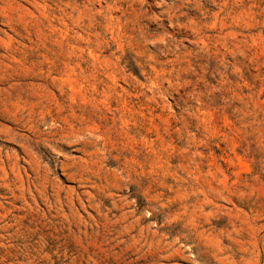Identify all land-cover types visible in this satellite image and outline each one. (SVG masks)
Segmentation results:
<instances>
[{"label":"rangeland","instance_id":"1","mask_svg":"<svg viewBox=\"0 0 264 264\" xmlns=\"http://www.w3.org/2000/svg\"><path fill=\"white\" fill-rule=\"evenodd\" d=\"M0 264H264V0H0Z\"/></svg>","mask_w":264,"mask_h":264}]
</instances>
